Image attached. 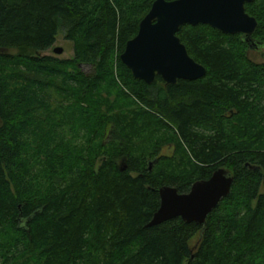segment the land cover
<instances>
[{"label": "trees", "instance_id": "16d2710c", "mask_svg": "<svg viewBox=\"0 0 264 264\" xmlns=\"http://www.w3.org/2000/svg\"><path fill=\"white\" fill-rule=\"evenodd\" d=\"M154 1L0 0V264H264V61L184 24L206 74L136 78L121 54ZM245 9L264 42V0ZM61 31L74 55L44 54ZM219 167L233 184L203 224L148 225L161 186Z\"/></svg>", "mask_w": 264, "mask_h": 264}, {"label": "water", "instance_id": "95a60500", "mask_svg": "<svg viewBox=\"0 0 264 264\" xmlns=\"http://www.w3.org/2000/svg\"><path fill=\"white\" fill-rule=\"evenodd\" d=\"M253 0H155L140 21L138 33L127 41L122 61L136 78L152 83L160 75L166 83L178 79L194 80L206 74V67L189 55L177 32L184 24H209L226 33H243L244 41L253 44L258 21L245 4ZM61 54L64 48L55 46ZM156 160L149 162L152 168ZM234 176L225 167L214 170L207 179L196 180L190 190L181 193L174 186L163 185L159 209L149 226L181 217L185 222L203 224L208 214L229 195Z\"/></svg>", "mask_w": 264, "mask_h": 264}, {"label": "rangeland", "instance_id": "374dc122", "mask_svg": "<svg viewBox=\"0 0 264 264\" xmlns=\"http://www.w3.org/2000/svg\"><path fill=\"white\" fill-rule=\"evenodd\" d=\"M55 46H61L64 48V51L61 54H57L53 51V48ZM264 52V50H262ZM261 51V52H262ZM44 54H50V55H54V56H58L60 58H70L74 55V46H73V42L71 40L66 39L65 37V33L64 32H60L57 35L56 38V42L54 43L53 47L50 48L49 50L45 51ZM250 57L255 60V61H261L263 60L260 52H254L252 51L250 53ZM83 70H85L86 72H88L90 70V66L88 65H82ZM163 148H161V151L159 154H169V155H173L175 153V146L173 142H167L165 144V146H162ZM198 241V237L195 236L191 243L192 245H196Z\"/></svg>", "mask_w": 264, "mask_h": 264}, {"label": "flooded vegetation", "instance_id": "af4514ba", "mask_svg": "<svg viewBox=\"0 0 264 264\" xmlns=\"http://www.w3.org/2000/svg\"><path fill=\"white\" fill-rule=\"evenodd\" d=\"M258 26V25H257ZM257 28V27H256ZM256 30V29H255ZM254 33V32H253ZM242 36H243V38H244V35H243V33H240ZM252 37H253V34H252ZM253 39H254V37H253ZM247 43V42H246ZM247 45H248V52H249V55H250V53L252 52V51H254V52H260V54H261V56H262V58H263V60H261V61H264V52L262 51V50H264V42H262V41H260V40H257V39H254V43L253 44H248L247 43ZM262 51V52H261Z\"/></svg>", "mask_w": 264, "mask_h": 264}]
</instances>
